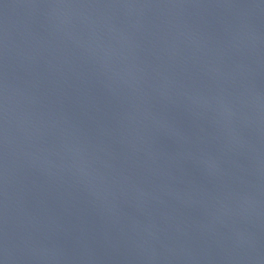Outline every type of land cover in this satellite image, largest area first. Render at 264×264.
<instances>
[{
    "label": "water",
    "instance_id": "water-1",
    "mask_svg": "<svg viewBox=\"0 0 264 264\" xmlns=\"http://www.w3.org/2000/svg\"><path fill=\"white\" fill-rule=\"evenodd\" d=\"M0 264H264V0H0Z\"/></svg>",
    "mask_w": 264,
    "mask_h": 264
}]
</instances>
